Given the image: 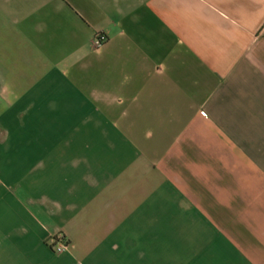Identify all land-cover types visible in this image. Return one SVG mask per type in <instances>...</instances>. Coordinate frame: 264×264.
<instances>
[{"label":"crops","instance_id":"crops-1","mask_svg":"<svg viewBox=\"0 0 264 264\" xmlns=\"http://www.w3.org/2000/svg\"><path fill=\"white\" fill-rule=\"evenodd\" d=\"M0 264H264V0H0Z\"/></svg>","mask_w":264,"mask_h":264},{"label":"built area","instance_id":"built-area-1","mask_svg":"<svg viewBox=\"0 0 264 264\" xmlns=\"http://www.w3.org/2000/svg\"><path fill=\"white\" fill-rule=\"evenodd\" d=\"M106 41H107V37L105 34L97 33L94 35V37L92 39V44L94 46H100L101 44L105 43ZM48 243H49L52 251L55 253H61L67 249V243L62 238L61 235H58L56 238H51Z\"/></svg>","mask_w":264,"mask_h":264}]
</instances>
